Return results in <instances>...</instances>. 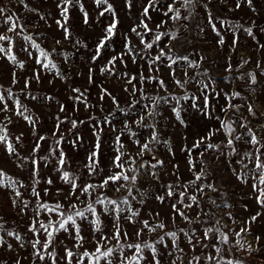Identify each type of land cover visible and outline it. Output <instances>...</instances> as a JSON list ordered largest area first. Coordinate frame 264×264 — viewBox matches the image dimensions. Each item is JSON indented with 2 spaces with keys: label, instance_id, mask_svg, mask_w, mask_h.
Returning <instances> with one entry per match:
<instances>
[{
  "label": "rangeland",
  "instance_id": "obj_1",
  "mask_svg": "<svg viewBox=\"0 0 264 264\" xmlns=\"http://www.w3.org/2000/svg\"><path fill=\"white\" fill-rule=\"evenodd\" d=\"M171 2L172 0H158L157 10L150 9L151 20L146 22L150 28L156 31L176 33L177 38L169 41L167 36L163 37L159 45H154L153 49L150 50L151 56H155L160 48H163L166 53H169L171 48L169 54L174 58L186 56L189 61L195 62L199 67H188L187 63L181 60L169 69L166 65L170 61L163 59L153 65V71L149 72L148 62L150 56L144 55L143 58L137 56L136 63H133L131 56L124 55V63H121L118 58L113 70L115 74H109L108 72L102 73L101 68L105 65L111 68L112 66L108 64V61L113 56L119 57L121 53L125 52V37L131 40L132 45L136 48L143 47L139 38L132 33L131 29L139 24L143 6L147 3V0H132L131 7L127 5L126 0H108V3L114 9L115 19L118 21L116 34L102 49L99 58L95 62L92 61V57L95 54L98 40L104 35L105 29L113 22L111 13L105 12L103 16L100 15V12L104 11L107 5L98 7L94 0H79L78 3L68 7V20L65 22L60 14L61 7H58L61 0H24L23 4L20 0H0V7L5 9V15L12 16L14 22L18 20L23 29L21 31V28H17L16 31L20 35L7 32L8 25L2 22L4 17L0 16V33L13 37V54L18 62L14 65L3 54H0V91H4L5 96L8 95L6 91L8 89L12 93L11 98L6 101L9 111L0 112V123L7 125L9 141L16 150V154L9 156L5 146L0 144V169H3L9 176L22 181L25 185L32 186V159H36L39 161V179L41 183L35 185V187L40 192L43 200L49 203L59 201L64 205L65 211L72 202H76L79 207L83 208L87 203V197H80V201H84V204L77 201L74 196L69 198L68 186L58 179L60 173L53 170L56 160L49 155L50 147H54L53 140L59 138L61 133L63 134V142L60 148L65 153V168L69 172L79 175L78 183H84L85 181L99 183L109 174V166L112 163V158L116 155L115 149L118 147L115 138L124 129V121L128 120L131 124V121L136 120L140 115L141 105L150 102L142 100L139 91L134 97L130 96L129 92L133 86L138 89L142 88L144 96H168L171 93L172 96L179 97L187 93L189 96L199 97L198 103L202 104L203 96L200 93V83H207L209 92L215 89L216 92L220 93L216 99H213L215 93L209 96L211 104L215 106L212 111V119H206L194 110L191 107V100H181L180 105L184 109L181 115L187 124V127H185L175 119L171 111L176 102L170 96L168 104L161 102L158 109L160 114L155 121L161 143L152 145L154 152L145 153L142 158L148 163L140 169L136 187L133 189V196L136 197V200H132L131 197H129V200L133 209H139L140 211V216L136 219H147L152 223L162 221L166 226L164 231L177 232V243L184 252L175 251L173 256H168L169 249L164 248L163 245H157L161 264H171V260L177 255L183 256V264H187L189 258L194 255H215L214 249L211 248L197 246L193 251L192 246L187 242V237L179 230L185 229L191 233V230L195 229L196 236L202 239L203 228L212 226V222L217 218L220 219L221 225H223L221 231L229 235V243L222 246L224 248L222 255L225 260H232L233 264H236L237 261L242 262V264H264V214L260 215L256 222L250 225L245 223L257 212L264 213V208H261L254 198L256 193L253 192L251 187L253 183L251 177L249 176L247 183H242L241 180L237 179V174L248 170H242L241 165L236 163L243 157L245 152L256 154L255 148L247 142L251 139V133H254L260 143L264 145V75L261 74V70L264 69V47H261V45H264V31L260 30L264 28V0H252L251 7L248 6L247 0H241V7L238 10L235 7L238 0H211V2L209 0H196L192 15L188 16V19H183L188 13L181 8L182 19L180 21L173 23L169 20L164 27L156 29V25L161 20L168 19L162 15V12L166 11L167 5ZM81 4L88 14L87 22H85L84 13L80 11ZM205 4L207 8L204 7ZM177 7H180V5H177ZM209 12L213 23L216 24L217 29L224 36L225 43L222 46L217 43L219 37L212 31L211 24H209ZM58 20L68 28L70 33L68 39L64 38L65 33L57 24ZM220 21H227L232 25L238 24L243 27H251L254 37L248 36L243 31V27L239 28L236 32L237 43L233 50L231 47L234 39L232 30L227 24L221 27ZM137 30L144 32L142 27ZM152 35V33H148L145 40L150 41ZM24 36H31L32 41L50 54L49 60L56 66L54 70L49 71L37 64L36 61L40 58L39 52L31 46L30 42L24 40ZM57 40L60 43H56ZM166 45L168 46L166 47ZM5 46L7 47V44ZM24 49H27V51ZM29 52L32 53L31 57L28 55ZM242 61H248V63L242 64ZM258 62L259 68L257 67ZM19 63H23V68L19 67ZM228 67H231L232 70L226 71ZM157 68L158 71H156ZM89 69H91L92 83H89ZM173 70L176 78L180 80L185 79V70H187L189 77L195 79L185 85L184 88L177 87L170 75ZM141 71L146 77L156 76L163 80L167 86V91L160 89L158 82L155 80L151 82L145 80L141 84L138 79ZM205 72L207 75H197V73L202 74ZM250 72L256 75L257 82L255 84L251 83V79L247 75ZM13 73H15V82H13ZM121 73H127L128 76H137V80L129 84L127 82L128 77L119 75ZM37 74L39 80L35 78ZM241 76H243V79L240 78ZM26 81L28 87H25ZM73 88H79L84 93V97H81V99L86 98L87 108L84 103H74L70 98L78 95L72 92ZM125 88H128L129 91H124ZM102 89L110 92L111 96L105 95L101 100ZM233 91L241 93L239 98L232 100L233 104L241 105L239 111L229 109L228 113L221 112V107L227 103L224 99V93ZM112 96L119 102L120 107L128 112L127 116L121 111L115 110ZM32 97H35V99ZM47 97H52V99L49 100ZM17 99L28 110L24 115L30 116L35 121V134H33V127L28 121L15 114L14 101ZM133 100H140L141 104L130 109L129 105ZM61 105L64 106L65 111H60ZM249 105L252 106L255 115L248 112ZM0 108H3L2 104H0ZM110 113L114 114L109 115ZM106 116L111 121L110 124L105 123ZM216 116H220L222 119L227 117L234 121L235 132L233 135L241 137L240 140L234 141L235 152L224 146L227 140L221 131L214 135L210 141L213 144L221 145L219 151H204L203 145L198 149H194L192 159L195 168L190 171L188 154L182 149L185 147L191 149L197 139L205 136L210 129L218 128L219 121L215 119ZM91 117H95V119H90ZM70 120L77 121L76 128H72L68 122ZM150 120L151 118L146 120L145 123H149ZM60 121L64 122L60 123ZM80 121H83V123H79ZM57 124H59V133L54 138L52 134L56 131ZM242 124H246L247 127H242ZM131 127L138 133V137L129 138L127 130H124V135H120L121 142L124 144L122 149L125 153L124 160H128V153L135 155L139 150L133 140L139 139L143 143L150 132V129L137 128L134 124ZM248 129H251V133ZM94 132L99 133L101 145L98 165L99 174L89 177L88 170L84 166L88 163L87 158L90 152L94 150L96 143ZM21 134L23 135L21 136ZM18 136L21 137L19 142L16 140ZM39 136H45L48 139L40 141V150L35 157H32L30 154ZM77 137H79V140H77ZM73 141H77L75 147ZM165 141L167 143H164ZM221 141L224 144H221ZM202 151L204 152L203 157L199 155ZM261 152L264 153V148H261ZM56 155H59V152ZM41 157H48V159L45 161ZM24 158H27V160ZM261 159L264 160V156ZM201 160L205 162L204 165L201 164ZM158 161H163V164H158ZM141 162V158H136L133 167ZM244 163L248 164L249 168L254 167V164L250 163L247 158L244 159ZM174 165H178V168ZM201 167H204L206 178L196 181L195 185H189L187 189L188 195H197L199 206L193 205L192 208L183 210L186 215L193 219L199 214L200 221H207V223H192L189 225L179 215L176 216L175 222H172L171 204L176 201V197L166 198L165 202L161 204L155 200V196L164 194L165 185L169 183L176 184L178 182L177 176H179V183L182 185L195 180L194 172H198ZM152 172L157 173L159 179L149 178ZM128 174L132 175L131 172ZM48 178L54 181L51 186L44 183ZM207 184L213 185L216 191L205 187L204 192L206 194H200L199 187ZM45 188H49L47 196L44 195ZM114 188V185H109L106 190L100 189L98 191L113 199L127 196L124 189L115 192ZM57 189H62L59 195H57ZM19 190L23 193L22 199L30 201L29 207L24 210L23 214H20L19 201L16 207L12 206L11 201L12 198H15L14 193L8 189L0 188V217H3V221H0V223H4L7 230H14L19 233L25 246L21 248L13 237L0 233L12 245L11 251L7 250V245L0 248V264H3L4 261L7 264H15L17 258L21 259V264H31L33 259L31 256L33 250L27 242L34 239V237L27 229L31 223V218L34 216L33 208L36 200L30 194V188H20ZM183 190L182 187L177 188L176 192ZM141 193H143V196ZM95 195L94 193L93 197ZM140 199L144 200L143 204L138 203ZM212 200H215L216 203L213 204ZM99 207L97 206L98 209ZM178 207L183 208L182 205H178ZM157 212L160 213L159 217L153 219ZM149 213H152V216ZM228 213H231L236 221L235 223L229 219ZM48 218V214H40L41 220L47 221ZM51 218L53 220L57 219L54 214L51 215ZM101 220L105 234L110 233L112 231L111 217L103 215ZM120 222L122 225L121 231L127 230L131 237L128 243L135 242L133 225L125 221L123 215ZM80 223L86 241L79 251L82 252L85 248L92 251L95 244L91 240V228L87 221H81ZM243 227H249L250 231L240 237L244 242V248H240L234 246L237 237L232 230L239 232ZM162 235L164 233L157 229L155 233L146 234L140 239L141 241H154ZM257 236L260 237L258 243L255 240ZM40 238L43 239V236ZM97 238H99V233H97ZM193 239L198 245L199 242L195 240V237ZM60 241H63L68 247H72L73 244L69 234L61 232L57 236L56 251L58 257L63 254V244L59 243ZM203 242L205 244L213 243L212 240H204ZM115 243L116 241L113 240L108 244V247L115 245ZM165 243L171 248V241L168 237H165ZM249 245L253 254L246 252L245 257H239L243 250H248ZM229 249L231 250L229 251ZM73 250L76 251V249ZM125 254L130 255L131 253L125 249ZM145 255L148 259H151L150 253L145 252ZM24 257H27V259H24ZM36 264H41L38 258ZM43 264H51V262L46 259ZM85 264H88L87 259H85ZM101 264H104V262L101 261ZM114 264H119L118 259L114 258ZM176 264H181V261L177 260ZM193 264H195V261ZM200 264H207V261L202 258Z\"/></svg>",
  "mask_w": 264,
  "mask_h": 264
},
{
  "label": "snow or ice",
  "instance_id": "obj_2",
  "mask_svg": "<svg viewBox=\"0 0 264 264\" xmlns=\"http://www.w3.org/2000/svg\"><path fill=\"white\" fill-rule=\"evenodd\" d=\"M20 2L23 4L24 0H20ZM79 0H61V4H58V7H61V16L64 18V21L67 22L68 20V7L73 6L75 3H78ZM95 4L99 7L101 5H107L104 8V11L100 12V15L103 16L105 12L111 13L113 15V22L105 29L104 35L98 40L95 54L92 57V61L95 62L100 54L102 49L106 47V45L111 41L112 37L116 34L115 30L117 28L118 21L115 19V12L111 4L108 3V0H94ZM211 2V0H209ZM126 3L129 7H131L132 0H126ZM196 0H172L171 3L167 5L166 11L162 12V15L164 17H167V20H161L160 23L156 25V29H160L164 27L168 21H172L173 23H177L182 19L181 16V8H183L188 15L184 16L183 19H188V16L192 15L193 12V6L195 5ZM158 4V0H147V3L143 6V11L141 14L140 22L137 26L133 27L131 29L132 33H134L140 41V44L143 46L142 48H136L132 45L131 40H129L127 37H125L126 43H125V52L121 53L119 57L113 56L109 61L108 64L112 67L109 68L107 65L101 68V72H108L109 74H115L113 72L116 64V60L119 58L121 60V63H124L123 56L128 55L132 57L133 63H136V57L139 56L140 58H143L144 55L150 56V60L148 62V69L149 72L153 71V65H156L158 62H160L163 59H167L170 61L169 64L166 66L171 69L172 65L177 64L179 61H185L187 63L188 67L191 68H198L199 65L195 62L189 61L188 58L185 57H177L174 58L169 53L171 52V48L169 49V53H166L163 48H160L155 56H151L150 50L153 49L154 45H159V42L161 39L165 36L169 38V41L175 40L176 33H173L171 31L167 32H159L149 27L147 20H151L150 16V9L151 10H157L156 5ZM247 4L249 7L252 6V0H247ZM177 5H180V7H177ZM25 7H27L25 5ZM205 8H207V5H204ZM236 9L238 10L241 7V0H238L236 3ZM80 11L84 13L85 16V22H87V12L84 11L83 5H80ZM0 16H3V23L8 25L7 32H14L16 35H20L19 32H17V28H21V31H23L21 25L19 24V21L16 20L13 21L12 16L5 15V9L0 7ZM255 23V22H253ZM57 24L63 29L65 33V39L69 38V31L68 28L65 27V24H62L61 21H57ZM209 24H211L212 31L219 37V40L217 43L219 45H224L225 39L224 36L221 34L219 29H217L216 24L213 23L211 13L209 12ZM221 27H224L226 24L228 27L232 30L233 33V41H232V49L234 50L236 43H237V37L236 32L239 28L243 27L242 25H232L229 24L227 21H220ZM143 28L144 32H139L138 28ZM261 31H264V28L260 29ZM243 31L247 33L248 36L254 37L253 30L251 27H243ZM148 33H152V39L150 41L145 40V36L148 35ZM24 40L26 42H30L31 46L36 49L39 52V57L37 59V64H40L42 68L48 69L49 71L54 70L56 68L55 64L49 60V53L43 49L40 48L38 44H36L34 41H32L31 36H24ZM56 43H60L59 40L56 41ZM79 43V41H77ZM7 44V47L5 46ZM168 45H166L167 47ZM261 47H264V45H261ZM27 51V49H24ZM0 54H3L10 63L17 64V58L13 54V37L0 33ZM29 57H31L32 53H28ZM42 58V59H41ZM46 61V62H42ZM248 61H242V64H246ZM23 63H19V67L23 68ZM242 66V65H241ZM257 67L259 68V62L257 63ZM231 67H228L226 71H231ZM158 71V68L156 69ZM261 74L264 75V69L261 70ZM119 75L128 77L127 82L129 84H132L134 80H137V76H128L127 73H121ZM170 75L172 76L174 83L177 87L184 88L185 85H187L190 81L194 80V77H189L187 70L184 71V80H180L176 78L175 71L173 70ZM197 75H207V73H197ZM247 75L251 79V83L255 84L257 82L256 75L254 73H247ZM37 80H39V75L37 74L35 77ZM243 79V76L240 77ZM139 81L142 84L145 80H148L149 82L155 80L159 84L160 89H164L167 91V86L165 82L159 77L156 76H144L143 72L141 71L139 75ZM13 82H15V73H13ZM89 83H92V75H91V69H89ZM199 83V82H198ZM25 87H28V83L26 81ZM209 85L207 83H200V93L203 96L202 104L198 103L199 97L196 96H189L187 93L184 96H172L171 93L168 94V96H153L148 97L143 95V90L136 88L135 86L132 87L131 91L129 92L130 96H135V94L139 91L141 93V99L145 101H150L149 103H145L141 105V113L138 116L136 120L131 121V124L128 120L124 121V129L121 130L120 135H124V130H127V135L129 138L132 137H138V133L133 130L131 127L132 124H134L137 128L141 129H150L148 137H146L145 141L141 143L139 139L133 140V143L138 147V151L135 153V155L128 153V160H124L123 156L125 153L122 151L124 148V144L121 142L120 135H117L115 138V142L118 145V147L115 149L116 155L112 158V163L109 166V174L102 179L99 183H91L85 181L84 183H78L80 177L78 174L69 172L65 168L66 164V158L65 153L60 148V145L63 142V134H60V137L53 140L54 147H50L49 149V155L54 157L56 160V164L54 166V171L60 173L58 179L62 181L65 185L68 186V197H75L77 201H80L81 196L87 197V203L83 208L79 207L76 202H72L68 205L67 211L64 209V205L57 201L56 203H49L47 201H44L41 197L40 192L37 190L35 185L41 183L39 179V161L36 159H32V177H33V185L28 186L25 185L22 181H19L11 176H9L6 172L3 171V169H0V188H5L10 190L12 193H14V197L12 198V206L16 207L19 201L20 205V214L24 213V210L29 207L30 201L23 200L22 196L23 193L19 190L20 188H30V194L35 197L36 203L33 208L34 216L31 218V223L28 226V231L33 234L34 239L31 241H28L27 243L32 248V261L31 264H36V260L43 262L47 259L51 262V264H85V259H87L88 264H101V261L104 262V264H114V258L118 259L119 264H161V261L159 259V249L157 248V245H163L164 248L169 249L167 254L168 256H173V253L175 251H179L180 253H183L184 250L179 247V244L177 243L178 240V234L175 231H164L165 230V224L160 221L157 223H152L149 220H139L136 219L140 216L139 209H133L131 201L129 200V197L132 198V200H136V197L133 196V189L136 187L138 176L140 175V169L147 164V161H144L142 158L144 157L145 153H153L154 148L151 147L152 145L159 144L161 141L159 140V133L156 128V117L160 114L158 109L160 107L161 102L164 104L169 103V96L172 100L176 102L175 105L172 106L171 111L173 115L175 116V119L183 126L187 127V124L185 123L184 119L182 118L181 113L184 111L183 106L180 105L181 100H191V107L196 110L200 115L204 116L206 119H212V111L214 110L215 106L211 104L209 96L212 95V93H215L213 96V99H216L219 97L220 93L216 92L215 89H212L211 92L208 91ZM8 95L5 96L4 91H0V104L3 105V108H0V112H6L9 111L7 100L11 98L12 93L11 90H6ZM124 91H129L128 88H125ZM186 91V90H185ZM72 92L77 93L78 95L70 97L74 103H84L85 107H88V104L85 99H81V97H84V93L81 92L79 88H73ZM111 96V93L108 92L106 89H102V95L100 97L101 100H103L104 96ZM241 96L240 92L233 91L231 93H224V99L227 101L225 106H222L220 111L223 113H228L229 109H232L233 111H239V108L241 105H235L232 103V100L235 98H239ZM35 99V97H32ZM112 98V103L115 105V110L121 111L124 115H128V112L121 108L119 105V102L116 100L114 96ZM47 99L51 100L52 97H47ZM16 112L15 114L18 116H22L24 120L28 121V123L33 127V134H35V121L27 115H24L25 112H27V108L23 106L19 100L14 101ZM140 100H133L129 108H135L137 105H140ZM22 109V110H21ZM60 111H65V108L63 105H61ZM248 112L252 115H255L253 112V108L251 105L248 106ZM114 113H110L109 115H113ZM151 118L149 123H145L146 120H149ZM8 119V118H6ZM58 120H60L59 117H57ZM90 119H95V117H91ZM215 119L219 121V127L215 129H210L208 133L197 139L195 143L193 144L192 148L189 149L187 147L183 148L182 151H186L188 154V164H189V170L192 171L195 168V164L192 159V152L194 149L200 148L202 145L204 146V151H219L220 146L219 144H213L210 141L212 140L213 136L217 133H220L221 131L224 133V136L227 140V143L224 144L223 141H221V144H224L225 147L231 149L232 152H235V148L233 147L234 141L240 140L241 137L239 135H233L235 132V129L233 127L234 121H232L230 118H221L220 116H216ZM64 121H60V123H63ZM72 128L77 127V121L76 120H70L68 121ZM79 123H83V121H80ZM105 123L110 124L111 121L108 120L107 116L105 117ZM242 127H247L246 124H242ZM102 131V129H100ZM249 133H251V129H248ZM59 133V124H57L56 131L53 132V137H57V134ZM23 134H21L22 136ZM94 136H96V143L94 145V150L90 152L88 156V163L84 166L87 168L88 176L91 177L94 174H99L98 172V165H99V153H100V138L99 133L94 132ZM48 139V137L45 136H39L37 138V142L35 143V146L32 149L31 156L35 157L36 153L40 150V141H44ZM17 142L21 140V137H16ZM77 140H79V137H77ZM206 141H209L208 143H205ZM77 141H73V146L75 147ZM255 148V155L251 152H245L243 157L236 161V163L241 165V169H247L248 171L244 172L242 171L241 174H237V179L241 180L242 183H247V179L249 176L253 180V183L251 185L252 190L255 195V200L257 204L264 208V160L261 159L262 156H264V153L261 152V148H264V145L260 143V140L257 138V136L254 133H251V139L247 141ZM164 143H167L166 141ZM0 144L5 146L6 152L9 156H12L16 154V150L14 145L9 141L8 133H7V125L0 123ZM171 151V149H169ZM59 152V155H56V153ZM199 155L203 157L204 152H200ZM136 158H141L142 162L139 165H135ZM154 158V157H153ZM218 158V157H217ZM247 158L250 163L254 164V167L249 168L248 164L244 163V159ZM27 160V158H24ZM42 160H47L48 157H41ZM158 164L162 165L163 161H158ZM201 164L204 165L205 162L201 160ZM127 165V167H126ZM47 166V164H45ZM155 167V165H153ZM174 167L178 168V165H174ZM118 169V171H116ZM131 172L132 175H129L128 173ZM175 174V173H173ZM235 174V170H234ZM195 180L189 181L187 184H180L179 183V176H177V183L172 184L169 183L165 185V192L163 195H156L155 200L159 201L161 204L165 202L166 198H172L176 197V201L171 204V209L173 215L171 216L172 222H175V218L177 215H179L186 223L191 225L192 223H207V221H200L199 214L195 219L190 218L188 215H186L185 211L183 209H189L192 208L193 205L199 206V201L197 199L196 194L188 195L187 189L189 185H195L196 181H201L202 179L206 178V173L204 171V167H201V169L198 172H194ZM149 178H156L159 179L157 173L152 172L150 173ZM47 185L51 186L54 181L51 178H48L46 181H44ZM109 185H114L115 192H120L121 189H124L127 192V196H124L122 198H116L113 199L111 197H108L106 195H103L98 190L100 189H107ZM183 188V191L176 192L177 188ZM205 187L211 189L212 191H216L215 187L211 184L202 185L199 187L198 191L200 194H206L204 192ZM138 190V189H137ZM62 189H57V195L60 194ZM96 194L95 197H93V194ZM49 194V188L44 189V195L47 196ZM143 196V193H141ZM211 199V198H210ZM81 204H84V201H80ZM138 203L143 204L144 200L140 199ZM212 203L215 204V200H212ZM178 205H182L183 208L178 207ZM97 206H100L99 209ZM227 207V205H225ZM219 207V205H217ZM203 211V210H201ZM45 213L49 215V218L47 221L40 219V214ZM55 215L57 219L53 220L51 218V215ZM264 213L257 212L255 215L251 216L248 221L245 223L250 225L251 223L256 222L258 217ZM108 215L112 219V231L108 234H105L104 232V226L103 222L101 220V216ZM123 215V219L127 221L129 224L133 225V232L136 237L135 242L128 243L129 240H131V237L127 230L121 231L122 225H121V216ZM150 216H152V213H149ZM160 213H155L156 217H159ZM229 219L235 223V219L231 216V213H228ZM0 221H3V217H0ZM81 221H87L91 228V240L95 244V248L92 251H89L88 249H84L82 252L79 251V249L83 248L84 243L86 241V237L82 234V228H81ZM223 225H221V221L219 218L215 219L212 222V226L205 227L202 230L203 238L196 236V230L192 229L191 233L186 231L185 229H180V232H183L185 237H187V242L189 245L192 246L193 251H195V248L197 246L201 248H211L214 249L215 255L212 254H204L202 256H192L187 261V264H193L195 261V264H200L201 259L207 261V264H233L232 260H225L222 253L224 252L223 245H227L229 243V235L228 233H225L221 231V228ZM159 229L164 233V235L159 236L156 240L150 241V240H143L141 241V237L149 234V233H155ZM234 235L237 237L236 245L240 248H244V242L240 239L242 234L249 232V227H243L240 229L239 232H235L232 230ZM68 233L69 237L72 239L73 244L72 247H68L67 244H64L63 241H60L59 243L63 244V254L59 255L56 251V245H57V236L61 233ZM0 233H4L9 237H13L18 243L21 248L25 246V243L22 242L21 235L17 233L14 230H7L5 228L4 223H0ZM97 233H99V238H97ZM43 236V239L40 237ZM165 237H168L171 241V248H169V245L165 243ZM195 240L199 242L197 245ZM116 241L115 245L108 247V244H110L112 241ZM204 240H212L213 243L211 244H205ZM255 240L257 243L260 240V237H255ZM5 245H7V250H12V245L8 243L3 235H0V248H3ZM73 249H76L74 251ZM125 249H127L131 254L126 255ZM231 249H229L230 251ZM248 251H252L251 246L249 245ZM145 252H148L151 254V259H148L145 255ZM186 255V254H185ZM24 259H27V257H24ZM183 256L177 255L171 260V264H176L177 260L181 261V264H183ZM3 264H7L6 261L3 262ZM15 264H21V259L17 258L15 261ZM236 264H242V262L237 261Z\"/></svg>",
  "mask_w": 264,
  "mask_h": 264
},
{
  "label": "built area",
  "instance_id": "obj_3",
  "mask_svg": "<svg viewBox=\"0 0 264 264\" xmlns=\"http://www.w3.org/2000/svg\"><path fill=\"white\" fill-rule=\"evenodd\" d=\"M246 252H247L248 254H249V253H252V254H253V251L248 252V250H247V251L243 250V251L239 254V257H245L244 255L247 254Z\"/></svg>",
  "mask_w": 264,
  "mask_h": 264
}]
</instances>
